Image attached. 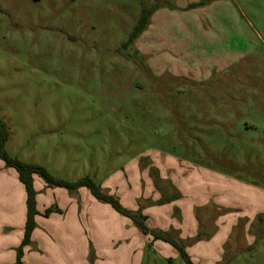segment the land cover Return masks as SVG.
I'll return each instance as SVG.
<instances>
[{"label": "rangeland", "instance_id": "374dc122", "mask_svg": "<svg viewBox=\"0 0 264 264\" xmlns=\"http://www.w3.org/2000/svg\"><path fill=\"white\" fill-rule=\"evenodd\" d=\"M0 120L11 156L60 179L90 177L110 195L137 192L140 172L159 157L194 180L188 187L206 186L195 182L201 174L251 184L260 195L228 197L256 209L251 230L241 211H228L223 222L240 226L222 253L225 232L190 259L264 264V0H0ZM2 171L17 175L0 160ZM34 181L50 203L78 191L94 199L87 188ZM219 215L207 218L218 224ZM103 244L97 264H187L163 242L134 255ZM64 253L37 260L72 264Z\"/></svg>", "mask_w": 264, "mask_h": 264}, {"label": "crops", "instance_id": "0c3cea01", "mask_svg": "<svg viewBox=\"0 0 264 264\" xmlns=\"http://www.w3.org/2000/svg\"><path fill=\"white\" fill-rule=\"evenodd\" d=\"M159 158L152 159L139 173L141 181L136 183L137 192L132 191L131 185L130 188H123V193L118 190L114 195L125 209L141 212L151 230L175 239L185 248L190 258L194 257L190 250L210 247L208 244L216 240L221 232H225L220 245L222 253L232 233L240 226L235 220L232 223L223 222L228 211H241V223L251 230L256 222V209L244 210L238 205L230 204L228 197H256L260 194H256L254 186L239 183L241 188H237V182L201 174L199 177L195 176V182L199 181L206 186L188 187L186 183L194 180L187 178L173 161ZM6 173L7 176L3 171L0 175V264H16L17 249L24 239L27 196L18 173ZM229 187L233 189V195L230 194ZM79 192L78 195H60L59 198L54 195L51 203L46 195L36 196L37 227L32 233L30 245L24 248L23 264H45L38 261L37 257L42 258L48 251L58 247L75 261L82 257L83 261L90 262L91 257H95L97 264L105 259L104 241L111 242L113 247L125 248L131 255L144 250L147 244L156 246L163 242L154 241L150 235L142 233L132 220L117 213L110 205L93 196L94 199L88 195H79ZM40 204L43 205L42 209ZM50 208L54 212L45 216L46 210ZM213 212L220 214L219 218L223 216L221 221L218 218V224H212ZM209 226L212 227L211 230ZM32 247L38 251L32 252ZM91 249L93 252H90ZM75 261L71 263L75 264Z\"/></svg>", "mask_w": 264, "mask_h": 264}, {"label": "trees", "instance_id": "16d2710c", "mask_svg": "<svg viewBox=\"0 0 264 264\" xmlns=\"http://www.w3.org/2000/svg\"><path fill=\"white\" fill-rule=\"evenodd\" d=\"M154 10L155 9L153 8L143 9L138 22L129 35L128 43L136 40L146 30V28L150 24L151 16ZM9 135L10 134L7 125L2 120H0V160L4 162L7 168H13L16 170L19 176V180L25 188L27 196V219L25 224L24 239L20 247L17 249L16 264H23L22 257L24 248L30 245L32 233L37 227L35 221V217L38 215V211L36 208L37 192L34 186L35 175L43 178L48 187L65 188L69 191H76L81 188H87L96 200L110 205L117 213L132 220L142 233L150 235L154 241L159 240L170 244L176 250H178L179 254L187 264H194L189 255L186 253L185 248L180 243L162 232L151 230L146 224V217L143 216L141 212H132L125 209L121 205L117 197L104 192L92 178L84 177L76 181L60 179L53 176L45 167L36 164L25 163L18 158L11 156L6 149ZM52 212H54V209L50 208L46 210L44 215L49 216Z\"/></svg>", "mask_w": 264, "mask_h": 264}]
</instances>
